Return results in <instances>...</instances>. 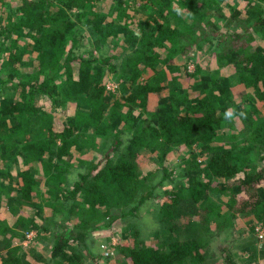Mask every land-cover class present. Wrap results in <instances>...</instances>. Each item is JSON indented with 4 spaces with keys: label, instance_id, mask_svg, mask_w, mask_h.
I'll return each instance as SVG.
<instances>
[{
    "label": "trees",
    "instance_id": "16d2710c",
    "mask_svg": "<svg viewBox=\"0 0 264 264\" xmlns=\"http://www.w3.org/2000/svg\"><path fill=\"white\" fill-rule=\"evenodd\" d=\"M16 1L0 0V93L10 85L21 88L17 100L4 95L0 102V163L11 159L18 176L2 198L1 242L14 230L8 225L11 216L15 227L37 225L38 219L26 213L28 204L54 210L65 206L77 222L58 226L44 264H87L71 241L82 240L100 222L112 225L119 217L114 215L120 212H115L117 206L128 205V211L121 210L128 217L158 197L168 224L163 239L141 245L139 230H131L125 235L131 244L122 247L120 264L263 261L264 247L257 253V246L240 261L227 249L223 258L212 259L206 234L218 217L243 215L250 230L255 221L264 228V9L258 10L253 0L246 5L234 0L232 9L222 6V0H116L105 12L97 0H44V5L42 0ZM244 7V12L258 14L248 18L243 30L220 29L212 17L241 21ZM120 32H134L126 52L85 57L89 48L78 50L85 39L87 47L103 51ZM210 36L218 47L216 73L198 69L191 74L197 82L190 89L178 87L182 67L165 64L179 53L186 56L190 47L202 46ZM185 37L191 39L186 46ZM33 53L35 63L30 61ZM118 58L126 76L124 92L108 95L102 70L109 66L117 71L112 60ZM229 65L233 72L223 74ZM41 97L50 101V110L38 105ZM70 102L81 112L60 122L59 114ZM228 110L234 119H225ZM178 147L190 153L179 173L182 181L162 190L160 197L156 187L173 179L174 170L146 167L152 160L145 153L158 150V160L152 159L163 163L167 152ZM187 217L191 220L183 222ZM22 254L19 247L12 248L0 256V264H25Z\"/></svg>",
    "mask_w": 264,
    "mask_h": 264
},
{
    "label": "rangeland",
    "instance_id": "374dc122",
    "mask_svg": "<svg viewBox=\"0 0 264 264\" xmlns=\"http://www.w3.org/2000/svg\"><path fill=\"white\" fill-rule=\"evenodd\" d=\"M17 2L16 0H13ZM41 1V0H39ZM133 0H130V2ZM234 0H222V6L229 5L230 9H232V5ZM41 5H44V0L40 2ZM97 3L100 4V10L107 11L109 8L114 7L116 4V0H97ZM233 3V4H232ZM240 4H247V0H239ZM252 4H257L259 9H264V0H253ZM246 7V6H245ZM244 8H242L243 14L239 18L241 21H234L232 18L226 17L223 19L222 17L219 18L216 15H212V17H216L217 21L216 24L220 29H228L239 31L243 30L246 25L250 23L248 20L251 16H256L258 13L254 11L252 14H248L244 12ZM229 10V9H227ZM104 11V12H105ZM205 11L209 13L213 12V8L205 7ZM1 14V12H0ZM229 16V15H227ZM166 23L169 20H164ZM177 21V20H176ZM119 22H127L129 27H131L130 21L121 20ZM117 22V23H119ZM28 31V30H27ZM29 32V31H28ZM85 33H89L88 29L84 30ZM137 33V34H136ZM132 32L129 35H126L125 32H120L117 36H113L108 40L107 45H105L104 50H96L94 47H87L88 43L84 39V44L78 49L81 52H85L86 49L89 48V54H85V57L90 56H102L104 54H113L119 55L121 52H126L129 50L130 46L128 43L133 41L138 35H140V31ZM33 34V33H31ZM30 34V35H31ZM134 34V35H133ZM130 35H133L131 39L127 42V39ZM34 38V37H31ZM209 40L204 42L202 46L193 45L189 48V53L181 57L180 53L175 55L173 58L174 62H167L165 64L166 67L170 66H181L183 76L180 77V84L178 87H182L185 89H190L197 80L193 79L192 73H195L196 70L200 69V72H209V73H216L217 61L214 55V52L218 49L216 47V40L210 36L208 37ZM32 40V39H30ZM29 40V41H30ZM189 42H191L190 38L185 37L184 45L186 46ZM217 49H216V48ZM221 48L219 49V51ZM104 53V54H103ZM165 56V53L162 54V57ZM36 60V53H33L31 56V62L35 63ZM112 63L116 64L117 71H110L109 66H105V69L102 70L104 73L105 83H107L108 88V95H122L124 92V87L122 83H125L126 79L123 73V65L121 63L120 58L112 60ZM37 64V61H36ZM36 64L28 66V70H34ZM171 64V65H170ZM222 66L221 68H223ZM222 73L227 75L233 72V67L231 65L227 66L226 68L222 69ZM16 80V78H13ZM200 86V83H197ZM16 87H5L0 95V102L5 98V96H13L11 101L17 100L21 93V88L15 89ZM116 93V94H115ZM5 95V96H4ZM112 98V96L110 97ZM38 105H43L46 109L50 110L51 103L47 98L41 97L38 101ZM77 112H81V109L75 102L69 103L64 110H62L59 114V120H65V118L69 115L76 114ZM240 131V129L238 130ZM188 148L186 147H178L167 152L165 162H156L158 158L156 155L158 154V150L151 151L147 149L145 156H147L152 161L147 162L148 168H151L153 171H158L162 166H168L169 170H174L173 172V179L168 178L163 180L164 184L162 186L158 185L155 191L159 194L162 190L172 187L175 184H178L182 181V177L179 176V173L187 167V163L185 158L190 156L188 152ZM2 151H0V154ZM96 155V154H95ZM156 157L154 161L152 159ZM205 157L200 155V159L198 161L203 162ZM4 163V164H3ZM0 163V208L4 207L6 201L2 198L6 195L9 187H13L16 185L18 176L16 172V166H13V161L11 159L7 160V163L3 162ZM154 163V164H152ZM180 167V168H179ZM6 168L4 172L3 169ZM10 172V175L8 173ZM75 172V171H74ZM77 172V171H76ZM74 173L70 174L72 177ZM162 177V171L157 176ZM203 176V175H202ZM157 183V180H156ZM43 185V181H40V186ZM12 193V192H11ZM158 196H163V193L159 194ZM226 200V197H224ZM162 200L158 197L150 199L149 201L145 202L138 210V212L134 215L130 216H122L121 210L124 209L128 211L130 208L128 205L117 206L119 207L118 210L114 213V215L119 216L116 221L112 223V225L106 226L103 222L98 224L97 228L90 227L85 234V237L82 240H73L70 242V247L77 253L79 257L83 259L87 258V264H120L122 260H124L123 256L121 255L122 247L124 245H130L131 241L125 238L126 233L131 232L133 233L138 229L139 234L138 242L141 245L151 246L161 242L163 239V230L168 225L166 221L163 220V216L160 213ZM42 203H36L34 206L27 205L26 206V213L29 214L31 218H37V225H26L20 224L15 227L13 224L15 223L16 218L11 216L9 217V212L7 211L6 217L8 218V225L10 228H13V231H7V240L5 242H1L3 237H0V256L4 253L8 255L11 252L12 248L19 247L22 251V259H24L23 263L29 264V261L32 264H44L47 261V258L50 256V248L53 242V235L54 232L57 231L59 225L65 224L66 222L71 223L73 226L77 222L75 219H71L65 213V206L62 208L60 206V210H54L52 208H47L46 205L43 206ZM67 209V208H66ZM28 211V212H27ZM121 213V214H120ZM114 215H109V218H112ZM183 220V222L188 219ZM251 219V217H250ZM215 220L216 226L214 225L209 226L210 232L206 234V239L209 241V249L208 253L211 255L212 259H220L224 256L223 250H229L235 254L237 260H243L245 257L249 255L256 247L255 252H259L264 247V238L260 237V234L257 233L256 227L257 225H261L258 221H255V229L254 231L250 230L249 220L243 216H229L226 217H218ZM231 220V222H229ZM186 223V222H185ZM136 226V227H134ZM259 234V235H258ZM9 243V247L4 248V244ZM93 256L99 257L97 262L93 261ZM109 258V260H107ZM29 260V261H28ZM76 263V262H75ZM53 264V262H51ZM253 264H264V260L256 261Z\"/></svg>",
    "mask_w": 264,
    "mask_h": 264
},
{
    "label": "clouds",
    "instance_id": "9594fccd",
    "mask_svg": "<svg viewBox=\"0 0 264 264\" xmlns=\"http://www.w3.org/2000/svg\"><path fill=\"white\" fill-rule=\"evenodd\" d=\"M239 115L242 116V117H245L246 116V113H244L243 111H241ZM234 118H235V115H234V113H233L232 110H228V111L225 112V119L232 120Z\"/></svg>",
    "mask_w": 264,
    "mask_h": 264
},
{
    "label": "built area",
    "instance_id": "2783aa9c",
    "mask_svg": "<svg viewBox=\"0 0 264 264\" xmlns=\"http://www.w3.org/2000/svg\"><path fill=\"white\" fill-rule=\"evenodd\" d=\"M256 231H257V233L260 234V237H261V238H264V228H263L261 225H257V227H256ZM259 234H258V235H259Z\"/></svg>",
    "mask_w": 264,
    "mask_h": 264
}]
</instances>
